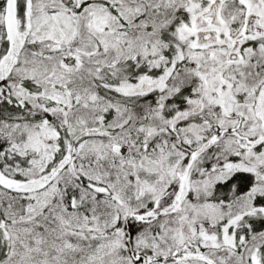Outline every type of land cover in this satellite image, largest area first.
<instances>
[{
  "label": "snow or ice",
  "instance_id": "6c2138e0",
  "mask_svg": "<svg viewBox=\"0 0 264 264\" xmlns=\"http://www.w3.org/2000/svg\"><path fill=\"white\" fill-rule=\"evenodd\" d=\"M0 264H264V0H0Z\"/></svg>",
  "mask_w": 264,
  "mask_h": 264
}]
</instances>
